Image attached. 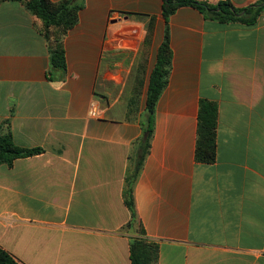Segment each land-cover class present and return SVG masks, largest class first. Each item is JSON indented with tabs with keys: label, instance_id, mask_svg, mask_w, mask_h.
Returning <instances> with one entry per match:
<instances>
[{
	"label": "crops",
	"instance_id": "crops-1",
	"mask_svg": "<svg viewBox=\"0 0 264 264\" xmlns=\"http://www.w3.org/2000/svg\"><path fill=\"white\" fill-rule=\"evenodd\" d=\"M71 1L83 7L63 39L66 71L51 66L42 22L0 5V135L42 149L0 164V247L19 264H131L142 230L156 264H264V13L251 25L190 6L169 18L172 66L148 146L162 0ZM202 100L218 110L212 164L195 159ZM144 150L129 232L126 177Z\"/></svg>",
	"mask_w": 264,
	"mask_h": 264
},
{
	"label": "trees",
	"instance_id": "trees-1",
	"mask_svg": "<svg viewBox=\"0 0 264 264\" xmlns=\"http://www.w3.org/2000/svg\"><path fill=\"white\" fill-rule=\"evenodd\" d=\"M22 3L26 9L36 16L43 24L42 33L48 40L50 63L54 68L66 71V57L63 39L79 22V12L82 4H73L71 0L52 2L50 0H0ZM162 14L165 19V36L157 52L155 66L150 76L146 100V118L144 125V143L149 146L153 136V125L156 105L168 84L172 66V50L169 43V18L181 7L190 6L199 10L205 18L217 20L221 23L238 22L251 25L258 21L264 13V0H259L249 6L238 8L229 0H221L212 4L204 0H162ZM154 27V21L148 23V36ZM218 110L214 102L202 100L198 113L197 140L195 159L197 162L212 164L216 160V129ZM42 152L40 148H22L17 146L10 136L0 135V164L12 165L14 160L33 156ZM147 151L139 155L135 167L126 177L124 202L129 208L132 218L124 227L133 232L137 228V217L134 203V183L140 172ZM140 236L130 241L131 264H156L158 259V245ZM0 264H19L11 254L0 247Z\"/></svg>",
	"mask_w": 264,
	"mask_h": 264
},
{
	"label": "built area",
	"instance_id": "built-area-1",
	"mask_svg": "<svg viewBox=\"0 0 264 264\" xmlns=\"http://www.w3.org/2000/svg\"><path fill=\"white\" fill-rule=\"evenodd\" d=\"M91 115L94 116V117L98 116V111L93 108L92 111H91Z\"/></svg>",
	"mask_w": 264,
	"mask_h": 264
}]
</instances>
